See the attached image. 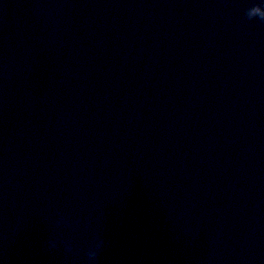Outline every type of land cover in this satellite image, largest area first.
<instances>
[{
    "label": "water",
    "instance_id": "obj_1",
    "mask_svg": "<svg viewBox=\"0 0 264 264\" xmlns=\"http://www.w3.org/2000/svg\"><path fill=\"white\" fill-rule=\"evenodd\" d=\"M253 5L0 0V264H264Z\"/></svg>",
    "mask_w": 264,
    "mask_h": 264
},
{
    "label": "clouds",
    "instance_id": "obj_2",
    "mask_svg": "<svg viewBox=\"0 0 264 264\" xmlns=\"http://www.w3.org/2000/svg\"><path fill=\"white\" fill-rule=\"evenodd\" d=\"M252 7H259L262 10L256 13H252L250 10L247 11V17L249 20H262L264 21V5H253ZM57 247L56 241H51L49 244L50 249H55Z\"/></svg>",
    "mask_w": 264,
    "mask_h": 264
}]
</instances>
